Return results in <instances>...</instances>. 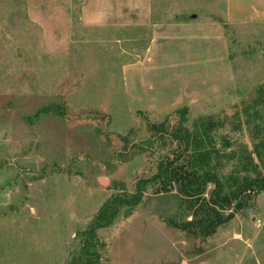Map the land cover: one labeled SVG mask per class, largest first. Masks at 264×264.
Masks as SVG:
<instances>
[{"label":"rangeland","instance_id":"obj_1","mask_svg":"<svg viewBox=\"0 0 264 264\" xmlns=\"http://www.w3.org/2000/svg\"><path fill=\"white\" fill-rule=\"evenodd\" d=\"M252 1L149 0L147 25L86 27L72 0H0V264H67L99 207L178 153L170 133L180 108L188 129L201 116L224 118L236 140L226 153L246 146L258 164L264 24L232 19ZM210 43L226 57L227 78L197 84L183 69L181 88L161 91V48ZM220 163L227 174L234 161ZM155 187L98 232L99 264H264V191L202 237L173 227L190 222L186 205L175 189L155 195Z\"/></svg>","mask_w":264,"mask_h":264},{"label":"trees","instance_id":"obj_2","mask_svg":"<svg viewBox=\"0 0 264 264\" xmlns=\"http://www.w3.org/2000/svg\"><path fill=\"white\" fill-rule=\"evenodd\" d=\"M194 13L197 16L201 14L198 9ZM184 18V15H175V19L180 21H184ZM212 19L219 21L216 17ZM259 93L264 91L260 89ZM255 103L256 107L260 105L258 101ZM258 111L256 109L253 112L254 120L260 118ZM174 114L179 121L170 137L178 144V153L171 159L161 160L157 165V173L137 181L132 193L120 189V194L110 196L99 207L88 226L76 234L78 247L67 264H99L102 244L98 232L110 227L121 212L133 211L142 202L146 190L153 186H156L155 195L175 189L178 198L186 205L190 222L173 227L182 231L193 229L202 237L214 235L217 229L229 222L230 215L226 213H243L250 208L256 196L264 191V175L259 169L261 167L264 170V153L258 149L264 146V139L253 150L257 164L246 146L239 147L240 155L226 153L236 140L230 137L232 133L226 132L224 118L201 116L188 129V109L180 108ZM239 117V113L233 115L235 119ZM250 123L249 120L245 121L246 126ZM164 126L162 123L161 133L166 131ZM255 127L260 128V125L256 124ZM220 158L226 159L227 163L234 161L233 168L227 174L222 173L225 166L220 163ZM115 184L113 181L112 185ZM209 186L212 189L208 190Z\"/></svg>","mask_w":264,"mask_h":264},{"label":"crops","instance_id":"obj_3","mask_svg":"<svg viewBox=\"0 0 264 264\" xmlns=\"http://www.w3.org/2000/svg\"><path fill=\"white\" fill-rule=\"evenodd\" d=\"M72 1L81 6L84 15L86 13V17L81 19V21H85V24H87L85 25L86 27H119L149 24V0ZM235 6L236 4L231 1L228 4V11L235 9ZM233 15L232 19L236 23H241L238 21H246L245 18H247L255 24H264V0H253L251 6L249 5L245 8L244 13L234 12ZM212 28L206 27L204 30L209 33L213 31ZM218 30L221 31V27H218ZM197 53H199V56H197V59H194L193 54ZM215 54L213 43L205 45L200 49L161 48V81L158 82L159 86H161V91L180 89L183 69L190 70L186 72L195 73V78L193 77L191 80L196 79L197 84L206 85L215 80L227 78L229 67L226 57L221 53L215 57ZM209 55H212V57ZM187 60L195 61L196 63L185 65Z\"/></svg>","mask_w":264,"mask_h":264},{"label":"water","instance_id":"obj_4","mask_svg":"<svg viewBox=\"0 0 264 264\" xmlns=\"http://www.w3.org/2000/svg\"><path fill=\"white\" fill-rule=\"evenodd\" d=\"M196 18V16L195 15H190L187 19H195ZM77 21H78V18H77V16L75 17V23H77Z\"/></svg>","mask_w":264,"mask_h":264}]
</instances>
